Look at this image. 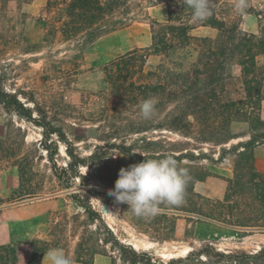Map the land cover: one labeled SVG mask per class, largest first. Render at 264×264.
I'll return each mask as SVG.
<instances>
[{
    "label": "trees",
    "instance_id": "1",
    "mask_svg": "<svg viewBox=\"0 0 264 264\" xmlns=\"http://www.w3.org/2000/svg\"><path fill=\"white\" fill-rule=\"evenodd\" d=\"M30 1L0 0V15L8 17L13 4L19 6ZM234 3L235 0H215L213 15L204 22L193 23L191 10L178 0L45 1L46 16L42 19L45 32L41 45L36 46L46 49L55 43L65 46L64 55L58 59L53 58L54 51L47 50L45 54L47 70L54 69L56 63L67 65L62 71L64 76L80 70L85 51L101 36L128 27L137 19L149 20L150 46L129 50L103 66L109 93L83 95L85 104L94 105L87 120L97 124L98 140L102 142V145H95L87 157L74 154L71 140L60 126L49 120L32 93L21 88L9 89L1 75L0 103L6 111L42 128V147L49 153L54 175L62 182L69 180L73 168H88V160L109 159L115 155L118 159L112 162L118 174L122 167L127 168L143 159L171 154L182 167L189 169L192 180L187 186L184 203L178 206L162 204L160 213L151 220L168 218V213L181 211L227 224L245 235L250 230L262 229L264 172L256 168L254 152L264 144V0H248L245 14L255 17L257 30L254 32L240 29L242 15L235 12ZM158 4H163L166 11L162 21L150 18L147 13L149 7ZM198 27L216 29L217 35H196L193 30ZM149 97H155L158 103L156 114L145 120L139 114V107ZM233 122L244 124V131L232 133ZM151 132L161 135L153 139L147 135ZM163 132L177 134L184 140L169 139ZM52 135L65 143L71 159L66 167H59L55 162L53 152L57 147ZM199 144L215 148L205 151ZM1 146L2 142L0 149ZM228 155L233 156V174L226 179L224 196L202 211L198 200L204 197L193 189L196 181L211 175L202 162L217 165ZM184 160L190 164H183ZM24 173L19 168L20 177ZM64 186L71 187L67 181ZM29 194L33 192L23 190L17 197ZM70 196L83 207L90 220H101L79 199L77 192ZM35 242L31 243L34 253L24 264H45L41 256L49 248L38 247ZM117 244L126 250L121 257L124 263L173 264L175 261L152 260L147 253L130 244ZM201 246L191 248L188 256L203 264H264V244L250 252L216 250L209 244ZM77 260L80 264H93L92 255H79ZM0 264H20L13 244H0Z\"/></svg>",
    "mask_w": 264,
    "mask_h": 264
},
{
    "label": "rangeland",
    "instance_id": "2",
    "mask_svg": "<svg viewBox=\"0 0 264 264\" xmlns=\"http://www.w3.org/2000/svg\"><path fill=\"white\" fill-rule=\"evenodd\" d=\"M45 1L13 4L8 17L0 15V75L9 89L21 88L32 93L49 120L60 126L71 140L74 154L87 157L95 145H102V142L98 140L97 124L87 120L94 105L85 104L83 95L87 92L109 93L103 66L129 50L150 46L149 20L137 19L128 27L101 36L85 51L80 70L64 76L62 71L67 65L56 63L54 69L47 70L45 54L47 50L54 51L53 58L58 59L64 55L65 46L60 43L49 49L36 46L41 45L45 32L42 22L46 16ZM147 13L150 18L160 21L166 17L163 4L149 7ZM239 26L242 31L257 30L255 17L251 14L242 15ZM193 33L215 37L217 30L198 27ZM234 72L237 71L234 69ZM26 103L32 106L31 102ZM82 115L86 117L82 118ZM262 115L264 117V107ZM244 129V124L232 123V133H241ZM163 133L169 139L184 140L177 134ZM147 135L156 139L161 134L151 132ZM51 139L57 147L53 152L56 164L66 167L71 159L65 143L56 135ZM42 141L41 127L6 111L0 103V155H3L0 156V244H13L20 264L33 255L32 241H36L38 247L62 248L75 264H80L79 255H92L93 264H128L121 259L126 250L119 248L117 243L130 244L147 253L152 260L166 263L174 259L173 264H203L185 252L186 248L199 249L202 244H209L216 250L247 252L264 244V228L250 230L245 235L240 229L199 214L173 211L168 213V218L157 221L137 217L126 204L117 203L107 194L109 189H114L118 178L112 162L118 157L111 155L109 159L88 160V168H73L69 180L62 182L51 169L52 161L42 147ZM198 146L204 147L205 151L209 147L215 148L209 144ZM232 160L233 156L228 155L217 165L207 161L202 165L211 172L209 176H222L230 171L233 174ZM186 163L190 164L184 160L183 164ZM19 168L25 171L22 177ZM66 181L70 188H65ZM197 182L193 189L199 193L195 189ZM23 190L33 194L17 197ZM72 192H77L79 199L101 220H90L83 207L71 198ZM199 194L204 197L198 200L202 211L219 200ZM100 204L110 213H106ZM172 254L175 256L170 257Z\"/></svg>",
    "mask_w": 264,
    "mask_h": 264
},
{
    "label": "clouds",
    "instance_id": "3",
    "mask_svg": "<svg viewBox=\"0 0 264 264\" xmlns=\"http://www.w3.org/2000/svg\"><path fill=\"white\" fill-rule=\"evenodd\" d=\"M191 10L193 23L206 21L213 15L215 0H178ZM238 15H244L249 7L248 0H235L233 5ZM158 100L144 99L139 114L150 120L156 114ZM192 177L187 167H182L171 154L161 158H146L142 162L121 168L114 189L108 195L119 204H126L128 210L137 217L153 218L161 211V205L178 206L184 203L186 189ZM106 212L110 213L103 208ZM47 264H74L62 248H52L45 252L43 261Z\"/></svg>",
    "mask_w": 264,
    "mask_h": 264
},
{
    "label": "crops",
    "instance_id": "4",
    "mask_svg": "<svg viewBox=\"0 0 264 264\" xmlns=\"http://www.w3.org/2000/svg\"><path fill=\"white\" fill-rule=\"evenodd\" d=\"M264 107V102L262 104V110ZM255 155V166L260 172H264V144L259 145L254 152ZM232 176V172L223 174L222 176H209L203 181H199L195 185L196 191L209 197L221 199L224 196L227 178ZM44 254L41 256L42 262L47 264V261L44 260ZM75 264V263H74Z\"/></svg>",
    "mask_w": 264,
    "mask_h": 264
},
{
    "label": "bare ground",
    "instance_id": "5",
    "mask_svg": "<svg viewBox=\"0 0 264 264\" xmlns=\"http://www.w3.org/2000/svg\"><path fill=\"white\" fill-rule=\"evenodd\" d=\"M189 250H190L189 248H186V249H185V252L188 253ZM174 256H175V254H172L170 257H174Z\"/></svg>",
    "mask_w": 264,
    "mask_h": 264
}]
</instances>
